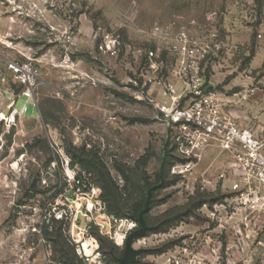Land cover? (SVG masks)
<instances>
[{
	"label": "rangeland",
	"instance_id": "1",
	"mask_svg": "<svg viewBox=\"0 0 264 264\" xmlns=\"http://www.w3.org/2000/svg\"><path fill=\"white\" fill-rule=\"evenodd\" d=\"M263 22L264 0H0L4 57L23 53L35 58L40 69L36 104L29 102L10 127L0 120V241L3 232L15 226V204L25 203L27 212L36 199L54 196L64 173L59 148L71 164L73 148L84 147L119 188H131L134 174L142 178L140 184L147 180L149 223H176L165 232L145 235V241L139 238L144 246L133 241L134 248H143L135 264H172L168 259L173 255L182 264H229L249 258L252 252L238 251L236 236L219 227V213L211 217L202 205L194 207L199 195L208 208L221 200L208 201L221 192L207 196L210 191L198 188V174L207 170L210 175L223 167L230 161L227 154L209 146L198 161V148L182 152L177 134L147 98L161 100L163 83L174 82L167 77L177 55L166 46L177 42L181 28L189 30L196 49L198 40L209 46L211 34L216 35L220 48L200 63L208 88L223 100L242 90L249 76L263 67L264 33L257 37ZM156 25L171 31L172 40L155 35ZM98 26L119 34L117 57L102 52L94 35ZM148 49L156 53L152 60L146 58ZM88 76L99 81L92 84ZM145 77L161 83L147 84L144 99L138 100L133 92L141 90ZM24 102L25 97H19L15 106L21 108ZM239 112L246 123L264 121V108L253 99L241 104ZM144 155L145 166L139 162ZM233 221L237 228L241 215L236 213ZM161 249L164 252L158 253Z\"/></svg>",
	"mask_w": 264,
	"mask_h": 264
},
{
	"label": "built area",
	"instance_id": "2",
	"mask_svg": "<svg viewBox=\"0 0 264 264\" xmlns=\"http://www.w3.org/2000/svg\"><path fill=\"white\" fill-rule=\"evenodd\" d=\"M208 18L212 19L213 13ZM261 28L258 38L264 33V22ZM164 30L158 25L153 27L155 35L172 40L171 31ZM94 35L99 37V46L105 55L111 58L118 56L121 39L115 30L98 26ZM176 40V43L166 46L167 51L177 55L175 67L169 69L167 77L174 82L163 83L165 96L161 100L147 99L160 120L177 134L182 152L189 154L198 148V161L201 152L209 146L227 154L230 161L223 167L210 175L207 170L198 174L201 191H219L223 196L213 205L209 204V208L206 203L201 207L211 217L219 213V227L236 236L238 251L252 252L249 258L232 260L229 264H264V121L246 123L239 112L241 104L250 99L261 102L264 108V66L249 76L242 90L223 100L209 89L200 65L207 55H215L220 48L216 35L211 34L209 46H203L198 40V67L195 60L197 43L189 30L181 28L176 33ZM20 54L22 57L7 58L0 49V120L6 127L23 116L29 102H35L34 95L40 82L36 59ZM145 54L149 60L156 56L153 49H148ZM88 78L92 84L99 81L98 78ZM152 82L161 83L155 78H143L141 90L133 92L134 97L143 100V89ZM19 97H25L21 108L15 106ZM184 144L190 149L182 148ZM58 153L64 171L62 182L53 197L43 202L36 199L27 212L25 203L15 204L18 209L15 226L4 231V239L0 241V249L3 250L0 264H61L54 254L51 239L45 235L52 231L54 223L61 225L81 264H118L100 248L98 236L109 238L123 249L127 235L138 228V222L108 213L100 196L101 190L91 174L78 164H70L63 149L59 148ZM50 164L54 166L55 161H50ZM236 213L242 217L237 228L233 225ZM134 241L145 245L139 238ZM226 248L229 249L228 246ZM168 261L182 264L177 255Z\"/></svg>",
	"mask_w": 264,
	"mask_h": 264
},
{
	"label": "trees",
	"instance_id": "3",
	"mask_svg": "<svg viewBox=\"0 0 264 264\" xmlns=\"http://www.w3.org/2000/svg\"><path fill=\"white\" fill-rule=\"evenodd\" d=\"M210 88L212 87L210 86ZM71 155V164L77 163L80 165V167L89 172L94 183L100 188V196L106 204L107 212L118 218L128 217L137 221L139 213L143 209L145 202L144 192L148 185L147 180H145L144 184H140L142 178H139L138 175L134 174L136 181L131 184V188L127 187L126 185H124L122 188H119L112 181L108 172L104 168V165L99 161L93 152L86 151L84 147L73 148ZM147 161V155L141 156L139 158V162H141L144 166L146 165ZM131 173L133 174V171ZM31 188L35 190L34 183L32 184ZM206 195L211 196L213 193L210 192ZM222 197V195H218V197L214 196L208 201L213 202L217 198L221 199ZM196 198V203L194 204L195 208H199L204 203V201L206 202V200L202 199L200 195ZM142 217L148 226L145 235L150 233L165 232L169 229V227L176 224L168 223L166 226L162 224H151L148 221L147 212H144ZM180 220L181 218L175 219L176 222ZM58 225L59 226H55L51 232L45 233V235L52 241L56 258L61 262V264H81L80 260L74 253L73 247L68 243L66 236L63 234L61 225ZM98 239L100 248L110 256V259L113 262L117 263V258L122 255L123 250L113 244V242L105 236H98ZM162 252H164V249L159 250L158 253Z\"/></svg>",
	"mask_w": 264,
	"mask_h": 264
},
{
	"label": "water",
	"instance_id": "4",
	"mask_svg": "<svg viewBox=\"0 0 264 264\" xmlns=\"http://www.w3.org/2000/svg\"><path fill=\"white\" fill-rule=\"evenodd\" d=\"M149 200V192L147 198L144 202L143 209L140 211L137 222L138 228L131 231L125 241L123 246V252L120 257L117 258L118 264H135L137 261V256L143 251V248H134L133 241L137 238L144 237L148 226L146 225L142 214L147 210V204Z\"/></svg>",
	"mask_w": 264,
	"mask_h": 264
}]
</instances>
